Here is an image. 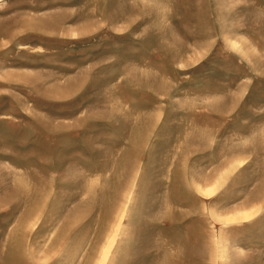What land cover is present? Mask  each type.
I'll return each mask as SVG.
<instances>
[{
	"label": "rangeland",
	"instance_id": "374dc122",
	"mask_svg": "<svg viewBox=\"0 0 264 264\" xmlns=\"http://www.w3.org/2000/svg\"><path fill=\"white\" fill-rule=\"evenodd\" d=\"M175 262L264 264V0H0V264Z\"/></svg>",
	"mask_w": 264,
	"mask_h": 264
},
{
	"label": "bare ground",
	"instance_id": "6f19581e",
	"mask_svg": "<svg viewBox=\"0 0 264 264\" xmlns=\"http://www.w3.org/2000/svg\"><path fill=\"white\" fill-rule=\"evenodd\" d=\"M53 27H54V26H53ZM76 36H77V35H76ZM190 240H191V239H190ZM189 242H190V241H188V243H189ZM189 244H190V243H189ZM191 244H192V243H191ZM179 246H180V245H179ZM184 247H185V246H184ZM185 248H186V247H185ZM185 248H184V249H185ZM184 249H183V250H184ZM185 252H186V251H185ZM185 255H186V254H185ZM184 259H185V258H184ZM183 261H184V260H183ZM189 262H191V261H189ZM181 263H182V262H181ZM175 264H178V263L175 262ZM179 264H180V263H179ZM188 264H189V263H188Z\"/></svg>",
	"mask_w": 264,
	"mask_h": 264
}]
</instances>
